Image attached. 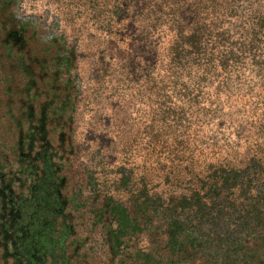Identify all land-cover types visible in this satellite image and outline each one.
<instances>
[{
    "label": "rangeland",
    "instance_id": "rangeland-1",
    "mask_svg": "<svg viewBox=\"0 0 264 264\" xmlns=\"http://www.w3.org/2000/svg\"><path fill=\"white\" fill-rule=\"evenodd\" d=\"M189 1L0 0V264H180L163 246L164 178L144 198L136 181L147 185L150 168L140 134L163 132V59ZM83 197L105 209L104 224ZM118 205L141 231L120 237Z\"/></svg>",
    "mask_w": 264,
    "mask_h": 264
},
{
    "label": "trees",
    "instance_id": "trees-1",
    "mask_svg": "<svg viewBox=\"0 0 264 264\" xmlns=\"http://www.w3.org/2000/svg\"><path fill=\"white\" fill-rule=\"evenodd\" d=\"M189 2L175 9L184 23L177 19L183 27L163 59L161 82L171 91L159 112L163 132L140 134L150 168L143 170L147 185L136 182L144 198L156 194L149 181L164 178L162 202L171 218L163 246L177 252L180 264H264V0ZM188 129L191 147L184 151ZM171 138L179 143L172 152ZM161 161L167 173L158 177L152 164ZM86 197L81 206L92 223L104 224L107 212L91 208ZM112 212L120 237L130 227L142 230L123 206Z\"/></svg>",
    "mask_w": 264,
    "mask_h": 264
},
{
    "label": "flooded vegetation",
    "instance_id": "flooded-vegetation-1",
    "mask_svg": "<svg viewBox=\"0 0 264 264\" xmlns=\"http://www.w3.org/2000/svg\"><path fill=\"white\" fill-rule=\"evenodd\" d=\"M53 203H54V202H53ZM53 203H52V204H53ZM59 206H60V204L57 203V205H56L55 207L58 208Z\"/></svg>",
    "mask_w": 264,
    "mask_h": 264
}]
</instances>
